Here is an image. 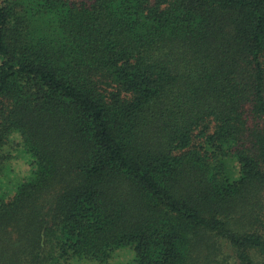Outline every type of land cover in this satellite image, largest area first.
<instances>
[{"label": "trees", "instance_id": "1", "mask_svg": "<svg viewBox=\"0 0 264 264\" xmlns=\"http://www.w3.org/2000/svg\"><path fill=\"white\" fill-rule=\"evenodd\" d=\"M121 248L264 264V0H0V264Z\"/></svg>", "mask_w": 264, "mask_h": 264}, {"label": "rangeland", "instance_id": "2", "mask_svg": "<svg viewBox=\"0 0 264 264\" xmlns=\"http://www.w3.org/2000/svg\"><path fill=\"white\" fill-rule=\"evenodd\" d=\"M14 169L20 175L26 171V167L22 162H17L14 164ZM133 258V251L130 248L118 249L109 264H131ZM75 264H99L94 261H78Z\"/></svg>", "mask_w": 264, "mask_h": 264}]
</instances>
